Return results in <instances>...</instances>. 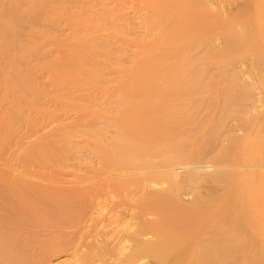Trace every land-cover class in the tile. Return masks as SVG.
<instances>
[{
    "label": "bare ground",
    "instance_id": "6f19581e",
    "mask_svg": "<svg viewBox=\"0 0 264 264\" xmlns=\"http://www.w3.org/2000/svg\"><path fill=\"white\" fill-rule=\"evenodd\" d=\"M38 1L36 0L35 2ZM116 1V5L118 2L120 3L118 8H120L119 6L122 8L118 14H115L117 13L115 12L117 8H114L115 11L113 14L115 16L113 18L111 14H108L109 9H107L106 6L108 8H113L115 4L113 7L109 6V0H81L79 2L82 6H84L83 4L86 6L90 2H93L95 3L94 6L98 8L103 7L104 10L106 8L107 14H105L103 9L101 10L109 20L101 14V17H104V19L99 18V20L102 22L104 21L105 24V19H107L106 23L111 27L105 26V28L102 26V28H104L102 29L104 30L102 31L103 35L100 33V35H97V29L95 30V35H93V30L91 34L93 37L95 36V41L91 39V42H88H95L96 44H92V48L94 46L96 50L97 48L100 49L102 46L101 49L105 50V52L103 51V56L101 54L99 55H101L103 59L97 55V60H94L96 56L94 58V54L92 55V53H89L91 48H89L88 45L86 47L85 43L84 47H86V51H84L85 48H81L83 44H80L81 46L79 45L80 49L83 50H80L76 46L80 51L76 49L78 50L75 54L76 59H73L74 64L76 60H80L79 63L87 67H89L92 62L94 63V68L100 66L104 67L105 69L95 68L97 70H94L95 72L98 71L96 75L99 71L102 72L105 70L107 74H104V76L107 75V77L110 76L106 69L110 68L112 69L111 71H113V62L116 61L117 64L118 61H124V63L131 64V67L128 69L124 64L123 67L119 63L120 70L117 69L115 65V68L119 70V74H117V70L114 69L117 75L113 74L115 77L112 75V79L114 78L113 86L115 85L118 89H115L116 87L114 86V89L110 91L112 94L111 99L108 98L110 92L107 91V93L105 92L106 90L104 91V85L105 83L107 84L108 79H104L102 82L97 79L96 81L100 82L99 86L103 84L102 88L97 86L99 92L95 91L96 93L94 92L93 95L90 92L91 88L89 89V93L87 91L89 87H87V89L85 88L88 95L90 93L93 95L91 96L93 100L97 99L98 97L96 98V96L100 95L99 98L101 100H99V102L98 100L94 101L96 102L95 110L91 111L93 108L90 107L91 104L89 105L88 101L89 107L87 103H85V107H80L81 105L74 107V105H72L74 108L71 107L72 109L70 110L68 109L65 111V108L63 109V111L66 112L65 114L63 113L66 116L65 119H70L68 123L66 122L67 126L65 125L67 128L65 129V131H67L66 134L61 133L64 136L56 135V137L60 136V138L57 137L55 140V134L53 133H56L57 130L54 132L51 130V133L48 131L50 135H54H51L53 139L50 136L42 137L36 135L39 130L42 132V129L44 130L45 127L47 129V126L50 127L52 125L51 128H53V124L61 121L62 117H64L62 116L54 120V117L51 116L53 114H50L52 111L50 113L46 111L45 113H49L50 115L48 114L47 116V114L44 113L42 117L48 121H45L39 129L37 127L35 128V126L32 127L36 132L34 134V129L33 131L31 130L33 137L34 135L37 137L36 140L35 137L33 138V142H35H29L30 144L33 143L31 145L27 143L28 146L25 143L27 148L32 146L31 149L27 151L24 147V150L27 152L21 150L23 147L19 149V141L23 139V133V136L20 137L21 140L16 139V141L18 140L16 142L18 145L14 143L18 146V149L22 151L20 152L16 147L19 151L18 153L24 154V151L25 155L28 156L27 153L32 151L34 156L35 154L40 157L43 155L47 165L52 162V165H56L60 168L58 170L59 172L63 173L62 169H65L66 172L64 174L68 172L71 173L70 168L76 166L79 172H76L78 175L72 178H69V176L63 180L54 179V181L51 182L53 184L51 187L49 182L45 184L47 186L43 185V182L42 185H38L37 181L34 183V180H36L34 178L32 181L25 179L24 176H18L20 174H16L18 170L15 167L10 165L7 166V163H5V165L2 164V162L0 163V170L1 173H3V175L0 173V211L3 208L5 212L7 210L6 213L3 211L5 217L3 218L4 220L0 221V264H34L33 261L37 260L35 257L40 255L39 253L46 252L49 248L57 246L59 241L65 243L68 251L76 259V264H230V262H232V264H264V206L258 201L263 195L260 196V192H256L260 191L258 190V188H260L259 184L261 183L260 179L264 177V157L258 154L261 150L258 148V146H260L257 142L258 134L256 135V132L258 133L257 129L262 127L261 125L258 127L260 124L259 121V123L252 119L242 121L244 134L246 136L249 134L248 137L250 133L251 135L255 134V137H252L256 139L257 144L254 141L252 143L257 145H255V147H257L255 150L258 151V156L253 150V153H251V151L249 152L253 154L252 156L244 157L247 160L243 158L239 161L233 157L226 156V151L222 150L221 153H223L222 156L224 161L230 165L222 169H211V166L197 167V169L202 171L199 173L208 175L207 179L212 184H220L223 177L225 178L229 176V174L242 176V179L245 178L247 180V182L245 181L247 184L242 180V183H244L242 185H246V191H248L246 203L240 204L239 209H236L230 215L229 211L226 209L225 196L219 198L217 201L214 199H204L201 196L196 197L195 202L185 203L181 200V195L179 194L181 184L183 183L172 181L171 177L177 174L175 172L177 170H187V178L184 183H197V171H192V168H190L192 164L189 165L190 167H185L184 165L186 164H183L179 165L178 168L160 172L161 180L158 182L154 181L155 175L153 173L154 160L161 155H169L172 164H179L192 158V149L197 145L200 132L205 125L211 122L213 117L221 119L229 112L227 108L232 97L229 89L230 86L226 83L230 77L225 73V54H227L225 40L227 25L230 24L228 15L232 13L237 18L243 17L246 18L247 21L250 19L255 29L261 30L264 27V24L262 25L261 23V17L264 15V0H132V2L130 0L131 4L129 1L127 2V0L126 2L129 4H126V2L124 3L125 0ZM214 2H217L219 7H224L221 10L222 12L216 13V11L214 13L212 9L214 8ZM48 3L50 2L48 1ZM54 3L56 2H53V4ZM123 4H125V6H123ZM89 7L90 6H88V8ZM92 9L94 10V8ZM38 10L40 11V9ZM110 10L112 11V9ZM89 15L90 14L87 16ZM91 16L92 15H90V17ZM86 18L85 16L84 19ZM89 19L90 18H88L86 22L91 21ZM93 19L94 21H91L92 24L95 22L96 18ZM74 20L75 19L72 21ZM82 24L81 28L84 27V23ZM94 24L96 26L98 22L96 21ZM79 25L81 26V24ZM111 28H119V32L121 31L124 35L121 33V35L116 36L115 33L111 32ZM85 29H88V25L84 30ZM84 30L82 32H84ZM113 32L116 31L113 30ZM107 33L108 36H105ZM92 35L90 37L88 36L89 40ZM113 36L117 38L121 36L122 39H115ZM75 37L77 38V36ZM69 39L68 42L70 43L71 40L69 41ZM84 40L85 39H83V42ZM75 41H73V43ZM216 42H219V45L215 49L213 46ZM113 45L115 46L114 49L119 48L117 47L118 45L123 48L122 52L116 51V54L120 53L118 54V56L120 55L119 57L116 55L118 58L110 56V54L115 51L114 49H112V52L107 49L110 46L112 48ZM128 48L133 49L131 54H127L126 49ZM93 50H91V52ZM79 52L83 54H80V56L78 55ZM58 54L59 53H57V55ZM72 54L70 55L72 56ZM71 56L70 58L74 57ZM73 60L70 61L69 59L71 63ZM51 62L52 61H50V63ZM64 62L66 63V61ZM72 64L70 65L72 66ZM77 66H79V64ZM84 66L83 68L85 69L86 67ZM212 66H216L218 69L219 85L215 87L219 89L218 92L215 93L217 96L221 97L219 100L220 103L217 102V109L213 110V112L208 104L209 99L212 97L213 85L215 84L211 74ZM95 72L94 76H96ZM88 75L86 77H88ZM109 79L111 80V77ZM109 82L111 83L112 81ZM93 83H90V85ZM108 84L106 87L107 90L109 88ZM93 85H95V83ZM41 89L42 88H40V90ZM213 89L216 91V88ZM245 92L246 91L243 89L241 95L245 96ZM87 93L84 95L88 96ZM41 95L43 96V94ZM74 96L72 97L75 98ZM85 96L84 98L86 99L87 97ZM16 97L18 98L19 96ZM104 97L108 100V103H110L109 99L113 101L112 98H115L114 102H116L117 105L115 104V106H113L114 102L108 104V106L111 105L114 107V109L112 108L113 110L108 111L110 107L106 109L107 100L103 101ZM55 98L53 97L51 99ZM77 98L78 97H76V99ZM60 100L62 101V99ZM91 100L90 102H93ZM69 103L74 104V102ZM77 104L78 103L75 105ZM63 105H61V108H63ZM42 109L44 110L43 107ZM96 109L100 113L96 111ZM2 111L5 113V110ZM25 112L27 111L25 110ZM105 113H110L112 115L109 114L108 117ZM39 114H41V112ZM70 114L73 115V118ZM26 115L27 114H25V116ZM25 116L23 118H25ZM28 117L30 118V116ZM29 118L25 119L28 123H31L27 120ZM38 119H34V121L37 122ZM98 119L103 122H100V126L101 124H105L104 121L107 123L103 125L105 126L103 127L104 129L102 126L101 128L98 127ZM262 119L263 118H261V120ZM20 120L23 121L22 118H20ZM52 120L53 122H50ZM262 121L264 122V119ZM262 121L261 123H263ZM69 122H72L70 126L68 125ZM64 123L65 122H63V124L61 123L62 126ZM10 125L11 124L8 126ZM6 126L7 125H4V127ZM106 126L111 127L106 128ZM57 127L59 129L61 126L58 124ZM57 127H55V129ZM110 128H112V130ZM48 130L50 129L48 128ZM68 130L70 132L72 130V132L76 134L70 133ZM258 130L260 131V128ZM1 131L0 133H2ZM2 134H4V132ZM70 135L74 138H71ZM14 136L15 135H13V137ZM27 136V139L24 138L26 141L28 140ZM68 136H70L69 138L71 140H69ZM17 137L19 138V136ZM29 137L32 139L31 135H29ZM245 137L243 136L244 139L247 138ZM250 137L247 138L245 142L251 140ZM236 138L238 139L235 134L223 136L219 139V146L222 147L225 143H229L230 140L236 141ZM24 139L21 141V146H25L22 145ZM9 140H11V138ZM252 140L254 139L252 138ZM71 143H75L73 145L76 150L70 145ZM205 144V151L213 149L211 139L205 141ZM1 145L2 143L0 146ZM65 146H71L74 150H69ZM8 149L9 147L7 150ZM12 149L10 148L11 151ZM4 150L7 152L6 148ZM10 150L7 153L3 152L1 154L10 153L12 155ZM15 150L12 152H15L16 155L13 154L12 157L14 155L16 157L18 156L17 150ZM68 151L71 152L67 153ZM0 152L2 151L0 150ZM262 153L263 152H261V155H264V153ZM11 155H9V157ZM29 155L31 157V153ZM9 157L7 159H9ZM40 157H38V159H40ZM1 158L0 156V159ZM17 158L19 161L22 157ZM23 158L20 160L21 162ZM43 158L42 161L44 160ZM13 160L14 159H9L8 161L13 162ZM2 168L4 169L2 170ZM26 171L25 173L27 175ZM75 171L77 170L74 169V173ZM21 172L24 173L22 170ZM28 174L31 173L28 172ZM32 174V177L37 175L39 178L45 179L43 178L45 175L42 177L43 174L41 177L39 175L40 173L37 174L36 172L34 174L33 172ZM163 176L166 180L163 179ZM37 180L40 179L37 178ZM49 180L52 181V176L51 178L49 176ZM164 188L166 189L161 191ZM257 197L261 198L257 199ZM51 219L58 220L63 230L51 226ZM34 254H36V256ZM30 256H33V263L29 261ZM37 257L39 258V256Z\"/></svg>",
    "mask_w": 264,
    "mask_h": 264
},
{
    "label": "rangeland",
    "instance_id": "374dc122",
    "mask_svg": "<svg viewBox=\"0 0 264 264\" xmlns=\"http://www.w3.org/2000/svg\"><path fill=\"white\" fill-rule=\"evenodd\" d=\"M35 1L34 0H0V99H1L0 100V111H1L0 112V123H1L0 124V131L3 129L1 132L2 133L4 132V134L0 133V138H1L0 139V141H1L0 144L2 143V145L0 146V150L2 151V152H0V156L2 157L1 158L2 160L0 159L1 160L0 163L2 162V164H4V165H5V163H7L8 164L7 166L10 165L12 167H15L18 170L16 172V174L17 173L20 174V175L17 174L18 176H22V177L24 176L25 179H27V180L29 179V180H32V181L34 179H36V180H34V183L37 181L38 185H40V184L42 185L43 183H44L43 185H45V184H48L47 182H49V185H51V187H52L53 184L51 182H53L54 179L55 180L56 179L63 180L64 178H68L69 176H70L69 178H72L73 176L78 175L76 173V172H78V168L76 166H73V167L70 168L71 173L68 172L69 174L68 173L64 174L66 172V170L62 169L63 173L59 172L58 170L60 168L58 166H56V165H52L51 164L52 162H50L51 165L49 163H48L49 165H47V163L45 162V159L43 158V155L41 156L44 159L43 161H42V158L39 155L36 156V154H35V156H34L32 154L33 153L32 151L28 152L27 153L28 156H26L25 152H24L26 150H24V147H25V149H27V151H29L32 146H29L30 148H27V146H28L27 143H29L31 141L33 142V138L36 135L37 136L40 135L42 137L50 136L53 139V136H54L53 134H55V140H56V138L58 137V136L56 137V135H60L61 136V135H63L61 133H65L66 134L67 131H65V129H67L66 126H67V123H68V121L70 119L69 120H68V118L65 119L66 116L64 114L66 112H64L63 109L65 108L64 110L67 111L68 109L70 110V109H72L74 107H77V106H80V105H81L80 107H85L84 105H85V103H87L88 107L91 104L90 107L93 108V109H91V111L95 110L94 108H96L95 107L96 106V102H94V101L98 100V102H99V100H101L99 98L100 95L96 96V98L98 97L99 99L97 98L95 100H93L92 97H91V96L94 95L93 93L95 91L99 92L97 86H99L100 82H98L96 80L98 79V80H100L102 82V81H104V79L105 80L108 79L109 81H112L111 82L112 85H111V83L107 80V84L109 82L108 90L106 88L107 84L105 83V85H104L105 86L104 87V91L106 90L105 92H107V91L110 92V91H112L114 89L113 87L115 86V85L113 86V83H114L113 79L114 78L112 79V75L116 74L121 69L119 67L120 64L123 67L125 65L128 69L131 67V64L129 65L128 63H124V61H122V62L118 61V63H117L118 65H117L116 61L113 62V64H114L113 71H111L112 69H110V68L106 69V71L109 72L108 75L111 77V80H110L109 79L110 77H107V75L104 76V74H107V72H105V70L104 71L101 70L102 72L99 71V73H97V75H96V72H98V71L95 72V70H97L98 68L99 69H101V68L105 69L104 67H101V66L100 67H95V68H97V69H95L94 66H93V64H94L93 62L90 63V66H92V67H90V66L87 67L86 65L85 66L81 65L79 63L80 60L79 61L78 60L75 61L76 65L73 63L74 62L73 59H76V57H75L76 51H78L80 49V46L82 44L83 45L81 46V48H85L84 51H86L87 45L89 46V48H91L90 51H89L88 48L87 49H88L89 53H92V55L94 54V56H93L94 58L96 56V58L94 60H97L98 56H100V58L103 56V53L105 52V50L101 49L102 46L100 47L102 52H101L100 49L95 47V48H97V50H98L97 51L96 49H94V46L92 48V44L95 45L96 43L95 42L94 43H88V42L89 41L91 42V39L93 41H95L94 40L95 36L93 37V35H95V30L96 29H97L96 30V34L97 35H100V34L103 35L102 31H104V30H102V29H104V28H102V26H104V27L107 26L109 28L111 27L110 25H107V23H106L107 22L106 20L107 19L109 20V18L105 14H107V9H109L108 10L109 11L108 14L109 15L111 14L112 18H113L115 16L113 14L114 11H115L114 8H117L118 11L116 10L115 12H117V13H115V14H118V12L121 10L122 7L119 6L120 8H118V5L120 3L118 2L117 5H116V2H117L116 0H109L108 3L112 4V5L109 4V6L113 7V5L115 4L114 5L115 7H113V8L109 7L108 8L106 6L107 9L105 8V10L103 9V7L102 8L101 7L98 8L97 6H94L95 3H93V2H90V3L88 2L89 3L88 5L85 6V4H83L84 6H82V4L79 3L81 0L80 1L71 0L72 2L69 1V0H45V1H43V0H39L38 1L37 0L38 2H35ZM48 1L50 3H48ZM128 1L130 3V0H127V2ZM53 2H56V3H54L55 5L53 4ZM67 2H68V4H67ZM125 2H126V0L124 1V3ZM127 2H126V4H129ZM131 2H132V0H131ZM69 4H70V6H69ZM79 5H81V6H79ZM60 6L62 7V9H61ZM88 6H90L89 8L91 10L88 8ZM123 6H125V4H123ZM127 6H129V5H127ZM57 7H59V8H57ZM69 8L70 9L73 8V9H71V11L73 13L70 11ZM92 8H94V10L97 9L96 11H98V12L94 11ZM223 8H222V6L219 7L217 2H214V8H212V9H213L214 13L216 11H217L216 13H219ZM38 9H40V11L41 10L42 11L40 12ZM101 9H103L105 11V14H103L104 12ZM110 9H112V11ZM86 12H87V15L88 14L92 15L91 16L92 19H91L90 15L89 16L86 15ZM110 12H112V13H110ZM100 14L102 16H104V17H107V19H105V24L106 25L104 24V21L102 22V21L99 20V18H102ZM220 14H222V13H220ZM84 15L87 17L86 19H84V17H85ZM104 17L102 19H104ZM88 18H90L89 20H91V21L92 20L94 21L93 18H96L94 23H96V21L98 22V25L96 24V26L98 28L95 26L94 23L92 24L91 21L88 20L89 22H86ZM97 18H98V20H97ZM228 18L230 20V24L227 25L226 40H225L226 41V53H227V54H225V56H226L225 73H226L227 76L230 77L228 79L227 83H226L228 86H230L229 89L231 91V97H232L231 100L229 101V106L227 108V109H229V112L227 113V115L225 117H223L221 119L218 118V117H213L212 121L205 125V127L200 132V136H199V140L197 142V145L192 149V151H193V157L192 158H190L188 161L181 162L179 164H172L170 162L169 155H166V154L161 155L159 158L154 160L153 173L155 175L154 181L158 182V181L161 180L160 172H163V171H166V170H169V169H173V168H178L179 165H183V164H186V165H184L185 167H190L189 165L192 164L191 167H190V168H192V171H197V174H196V177L198 179L197 183H194V184H186V183H184L186 178H187V173H188L187 170H177V171H175L177 174L175 176L171 177L172 181L183 183V184H181V187H180L181 190H180V194H179V195H181V200L183 202H185V203H190L192 201L195 202L196 197L201 196L204 199H214V200L217 201L219 198H222V197L225 196L226 197V209L229 211V215H230L236 209H239L240 204L246 203V199H247V196H248V191H246L247 190L246 189L247 188L246 185H242V184H244V183H242V180L244 182L245 181L247 182V180L245 178H244L245 180L242 179V176H238V175H235V174H229V176H227L225 178L223 177V180H222V182L220 184H218V185L212 184L207 179L208 175L203 174V173H199V172H202V171L197 169V167L198 166L199 167L211 166V169H222V168L230 165V164H228V163H226L224 161L223 156H222L223 153H221L222 150L226 151V156L233 157V158L241 161L246 156L247 157L248 156L250 157V155L252 156L253 154H251V153H253V150H254L255 154L258 153V151L255 150V149H257V147H255L257 142H258V145H260V146H258V148L261 150V151H259L260 153H258V154L260 156L264 157V155H261V152L264 153V131H263V129H264V124L263 123L264 122L262 121L264 119V27L261 30H257V29H255V27H254V25H253V23L251 22L250 19L247 21V19L243 18V17L237 18L232 13H229ZM261 18H262V22L261 23L263 25L264 24V15ZM73 19H75V20L72 21ZM77 20L79 21V23H78ZM73 22L75 23V25H74ZM81 22L84 23V27L83 28H81L82 25H83ZM133 22H135V21H133ZM76 23H78V24H76ZM79 24H81V26ZM62 25H63V27H62ZM87 25H88V29H89V30L87 29L88 31L86 29L84 30V28H86ZM121 25H123V24H121ZM93 26H94L95 29L93 28ZM73 29H75V30H73ZM82 29L84 30V32H82L83 31ZM99 29H101V30H99ZM93 30H94V32L92 33ZM110 30H112L111 32L115 33L116 36H119L122 33L121 31L119 32V28H115V29L111 28ZM113 30L116 31V32H113ZM98 31H101V32H98ZM112 33H111V35H112ZM68 34H70L72 37L70 35H68ZM81 34H83V35H81ZM73 35L77 36L78 39L75 36H73ZM86 35H88L89 37L92 35L93 38L91 37L90 40H89V37L86 36ZM122 35H124V33H122ZM79 36H80L81 39L79 38ZM105 36H108V33ZM116 36H113V37H115V39H122L121 36H120V38L119 37L117 38ZM68 39H69V41L71 40L72 42L70 41V43H69ZM83 39H85L84 42H83ZM78 40H79V42H78ZM73 41H75V42L73 43ZM52 42H53V44H52ZM84 43L86 44L85 45L86 47H84ZM218 43L219 42L214 43L213 47L215 49L219 45ZM115 46H116V44H115ZM115 46L113 45L112 48H111V46L110 47L107 46L108 47L107 49H109V51L112 52V49H114ZM117 47H119V48H117ZM117 47H116L117 49H114L115 51H113L115 56H114L113 52L110 54V56L115 58L116 55L118 56V54H120V53L116 54V51L117 52L118 51L119 52L123 51V48H121L120 45H118ZM110 48H111V50H110ZM126 48H127V46H126ZM76 49H78V50H76ZM130 49L131 48L126 49L127 50V54L128 53L129 54L132 53L133 49H131V50ZM80 50H83V49H80ZM91 50H93V51L91 52ZM126 50H124V51H126ZM84 51H83V53H84ZM57 53H59V54L57 55ZM70 54H72V56ZM80 54H81V52L78 53V55H80ZM99 54H101L102 56L99 55ZM69 55L71 57L74 56L75 58L74 57L70 58ZM118 57H116V58H118ZM63 59H66V60H63ZM69 59H70V61L73 60L72 63L75 65V67L69 61ZM101 59H103V58H101ZM50 61H52V62L50 63ZM64 61H66V63ZM68 62H69V65H68ZM60 63H61V66H60ZM70 64H72V66ZM78 64H79V66H77ZM56 65H57V67H56ZM115 65L117 66L116 68L119 69V70H117L115 68ZM83 66L86 67V68L84 69ZM71 68H72V70H71ZM76 68H78V69H76ZM54 69H56V70H54ZM114 69H116L117 72ZM76 70H78V71H76ZM94 72H95L96 76H94ZM90 73H91L92 78L94 80L91 78ZM117 74H119V72ZM211 74H212L214 82H215V84L213 85L214 86L213 88H216V91H215V89L212 88L213 93H212V97L208 101V104H209V108L213 112V110L217 109V106H216L217 102L220 103L219 100L221 99L220 96L216 95V93L218 92V89H219V88L215 87V86L219 85L218 84L219 73H218V69H217L216 66H212ZM87 75H88V77H86ZM55 76L57 77V79H56ZM81 76H82V78H81ZM232 76H235V77H232ZM113 77H115V75H113ZM71 80H72V82H71ZM47 81H48V83H47ZM61 81H62V83H61ZM93 82L95 83V85H93L94 84ZM90 83H93V84L90 85ZM84 85H85V87H84ZM110 85H111V87H110ZM54 86H55V88H54ZM102 86H103V84L100 85L99 88H102ZM87 87H89L88 90H87L88 93H89V89L91 88L90 92L93 95L91 93H90L91 95L89 94L90 96L88 95V93L86 91ZM40 88H42V89L40 90ZM81 88H82V91H81ZM83 88H84V90H83ZM115 89H118V88L116 87ZM243 89L246 91L245 92V96L241 95V91ZM92 90H93V92H92ZM80 91L84 92V93H81ZM66 93H68V94H66ZM85 93H87L88 96H85L84 95ZM41 94H43V96ZM70 94L72 96H74V95H77V96H74L75 98H73ZM101 95H102V93H101ZM111 95L112 94L110 92V95H109L108 98L111 99ZM16 96H19V97L17 98ZM84 96L87 97V98L85 99ZM21 97H23V98H21ZM53 97L54 98L56 97L55 99H57V100L51 99ZM76 97H78V98L76 99ZM12 98H13V100H12ZM59 98L62 99V101ZM88 98L90 100L92 99L91 101H93L94 103L90 102V100ZM10 99H11V101H10ZM110 99H109L110 103L114 102V100H115L114 97L112 98L113 101L110 100ZM85 100H86V102H85ZM104 100H107V99L104 97L103 101ZM68 101L71 102V103L74 102V104L73 103L70 104ZM87 101L89 102V105H88ZM46 103H47V105H46ZM50 103L52 105L53 104H55V105L52 106ZM76 103H78V104L75 105ZM110 103H108V100H107V102H106V104H107L106 107L107 108L106 107L105 108L108 109L110 107V109H108V111L109 110H113L114 109L113 106H115V104H116V102H114L113 106H111V105L108 106V104H110ZM63 104H65V105H63ZM92 104H95V105H92ZM61 105H63L62 106L63 108H61ZM72 105H74V107H72ZM40 106H42L45 111ZM51 107H52V109H51ZM105 108H103V109H105ZM28 109H30V110H28ZM2 110H5L4 111L5 113H3ZM25 110L27 112H25ZM55 110H57V111H55ZM46 111L49 112V113L52 111L50 114H53L51 116L54 117L53 118L54 120L59 118V117L64 116V117H62L63 120L60 118L61 121L54 123L53 124V128H51L52 125L50 124L51 125L50 127L47 126V129L45 127L44 130L42 129V132H40L41 130H39L38 133L36 135H34V137H33L32 131H33L34 128L32 129V127L35 126V128L37 127L39 129L40 126L45 123V121H48V120H45L44 117H42L43 114ZM96 111H98V110L96 109ZM28 112L30 113V115H29ZM40 112H41V114H39ZM49 113H45V114H47V116H48ZM106 113H108V112H106ZM1 114H3V115H1ZM25 114H27V115L25 116ZM109 114H106V115L109 117ZM16 115H18V116H16ZM21 115H22V117H21ZM110 115H112V114H110ZM24 116H25V118H29L28 116H30L31 119L29 118L27 120H29V122H31V123H28V121H26V119L23 118ZM37 116H38V118L40 116V118H39L40 120L37 118ZM70 116H72V118H73L72 114H70ZM110 117H112V116H110ZM20 118H22L23 121H21ZM261 118H263V119L261 120ZM34 119L35 120L38 119V121L35 122ZM60 119H58V120H60ZM249 119L256 120L257 123L260 122L259 125L257 124L258 127L260 125L262 126V127H259L260 131L258 130L259 129L258 128L257 129L258 133L256 132V135L258 134L257 135V138H258L257 142H256V139L254 138L255 137V134H254L255 132L253 133L254 135H251V133H250L251 137L249 136L251 140H252V138L254 140H252V141L248 140V141L245 142V140L247 138H249L248 137L249 134H247V136L244 134V131H243L244 126L242 124V121H246V120H249ZM98 120H99L97 122L99 124L98 127H100V128H101V126H102V128L105 127L103 125H105L107 123L104 121L105 124H103V125L101 124V126H100L101 120L100 119H98ZM260 120L263 123H261ZM50 122H53V120L50 121ZM63 122H65L64 125H63L64 127L62 126ZM71 123L69 122L68 125L70 126ZM101 123H103V122H101ZM9 124H11V125L8 126ZM24 124H27V125H24ZM58 124H59V126H61V127H59V129L62 128L61 130L58 129V127H57ZM4 125H7V126L4 127ZM12 125H13V127H12ZM15 126H17V127H15ZM55 127H57V128L55 129ZM109 127H111V126H106V128H109ZM9 128H11V129H9ZM48 128L50 130H48ZM73 129H75V128H73ZM110 129L112 130V128H110ZM45 130H46V132H45ZM51 130L53 132L55 130H57L58 133L56 132L57 133L56 134L55 132L54 133L52 132L53 134H51V135H53V136H51L50 135ZM261 130H262V132H261ZM23 131H25V132H23ZM48 131H50V133ZM28 132H29V134H28ZM71 132H72V130H71ZM20 133H21V135H20ZM22 133L24 135L23 139L26 138V136L28 135L27 137H28V140H29L30 139L29 135L32 136L31 137L32 139H30L29 141L28 140L26 141L27 138L24 139V143L22 145H25V143H26L27 146L26 145L25 146H21V141H23V139L21 140L20 137L23 136ZM35 133L36 132H35V129H34V134ZM73 134H76V133H73ZM233 134H235V136L238 137V139L236 138L237 139L236 141H231L230 140L229 143H225L222 147L219 146V139H221L223 136H230V135H233ZM4 135H7V136H4ZM8 135L10 136L12 141L9 140L10 138H9ZM13 135H15V136L13 137ZM43 135H45V136H43ZM72 135H70L71 138H74V137H72ZM17 136H19V138ZM60 136L58 138H60ZM70 136H68V138ZM243 136L244 137L246 136L247 138L245 137L246 139H244ZM252 136H254V137H252ZM15 137H17V138H15ZM13 138H15V139H13ZM36 138L37 137H35V140H36ZM66 138H67V136H66ZM16 139H20L21 140V141H19V149H20V147H23V148H21V150H24L23 151L24 154L18 153L20 150L18 149V146H17L18 143H16L18 140L16 141ZM210 139L212 140V143H213V149L209 150V151H205L204 150V146H206L205 141H209ZM69 140H71V139L69 138ZM241 140H242V142H241ZM45 141H44V143H45ZM253 141L256 144H253L252 143ZM3 142L5 144H7V143L8 144L5 145ZM11 142H13V143H11ZM247 142H248V144H247ZM249 142H250V144H249ZM14 143H16L17 145H15ZM33 143H31V144H33ZM240 143H241V145H240ZM31 144L29 143V145H31ZM73 144H75V143H71L70 145H72V147L74 148L75 146ZM13 146H14V148H13ZM261 146H262V148H261ZM8 147H9V149L7 150ZM16 147H17V149L19 151L16 149ZM1 148H3V149H1ZM5 148H6L7 152H9L10 148L11 149L13 148L12 151H14L16 149L17 150V154H18L17 157H19V158L20 157H22V158L24 157L23 161L21 162L20 160L22 158H20L19 159L20 163H19L18 158L15 156L16 153L12 152L11 150L10 151H11L12 155L15 154L14 155L15 157L14 156L12 157V155L10 153H8L9 155H11L9 157V155L6 154L7 152L4 150ZM66 148H68L69 150L70 149L71 150L75 149V148L72 149L71 146H68ZM247 151H248V153H247ZM250 151H251V153H249ZM3 152H6V153L1 154ZM20 152H22V151H20ZM70 152L71 151H68L67 153H70ZM72 152H75V151H72ZM30 153H31V157L29 155ZM258 154H257V156H258ZM32 156H34V157H32ZM4 157H6V158H4ZM8 157H9L10 160L14 159L15 161L13 160V162H9L8 161L9 159H7ZM11 157H12V159H11ZM38 157H40V159H38ZM245 159L246 158H244V160ZM16 161H17V163H16ZM31 161H33V162H31ZM23 162L24 163L26 162V163L24 164ZM13 163H15V164H13ZM50 166L53 168V170H52V168ZM74 167H76V168H74ZM34 168L36 170H38V171H36ZM43 168L45 170L48 169L49 171L48 170L45 171ZM0 169H1V166H0ZM3 169L4 168H2V170ZM74 169L77 170V171H75V173H74ZM211 169H209V170H211ZM21 170L24 173H22ZM31 170H32V172H31ZM34 170L37 172V174L40 173L39 174L40 177H41L42 174H43L42 177L45 175L43 177L45 179H41L37 175H36L37 178L40 179V180H37L35 175H34L35 177H32L33 176L32 173L33 172H34V174L36 173ZM39 170H40V172H39ZM62 170H60V171H62ZM25 171L27 172V175H26ZM2 172H4V171H2ZM28 172H30L31 174H28ZM0 173H1V170H0ZM48 173H49V175H48ZM50 173H51V175H50ZM1 175H3V173H1ZM4 175H6V174H4ZM28 175H30V176L32 175V176L30 177ZM49 176H50V178L52 176V181L49 180ZM46 178H47V180H46ZM163 179L166 180V178L164 176H163ZM246 182H245V184H247ZM260 182H261L259 184L260 188H258V190H260V191H256V192H258V193L260 192V196H262V195L263 196H262V198L261 197H257V199L261 198L258 201H259V203L261 202L260 204H263L262 206H264V202H263V200H264V188H263L264 187V177H262V179H260ZM258 183H257V185H258ZM57 185H55V186H57ZM259 185H258V187H259ZM45 186H47V185H45ZM165 189L166 188H164L161 191H164ZM257 196H259V195H257ZM1 211H0V221L4 220L3 219L5 217L4 213H6L7 210L5 212L4 208H3ZM3 211H4V213H3ZM50 223H51V226L55 227L56 229L63 230V227H62L61 223L58 220L51 219ZM27 249H28V247H27ZM38 253H36V254H38ZM36 254H34V255L36 256ZM39 254L40 255H37V256H39V258L37 256L36 257L34 256L35 259H37L36 261H33L34 264H76V259L68 251V249L65 246V243L62 242V241H59L57 243V246L51 247L46 252H42V253H39ZM30 257H29V259H30L29 261L32 262L33 256L31 258ZM230 264H232V262H230Z\"/></svg>",
    "mask_w": 264,
    "mask_h": 264
}]
</instances>
